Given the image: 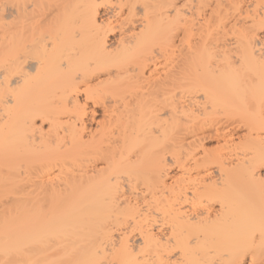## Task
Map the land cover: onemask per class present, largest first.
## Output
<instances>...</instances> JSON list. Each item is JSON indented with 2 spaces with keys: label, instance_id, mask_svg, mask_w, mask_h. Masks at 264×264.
Instances as JSON below:
<instances>
[{
  "label": "bare ground",
  "instance_id": "bare-ground-1",
  "mask_svg": "<svg viewBox=\"0 0 264 264\" xmlns=\"http://www.w3.org/2000/svg\"><path fill=\"white\" fill-rule=\"evenodd\" d=\"M0 264H264V0H0Z\"/></svg>",
  "mask_w": 264,
  "mask_h": 264
},
{
  "label": "rangeland",
  "instance_id": "rangeland-1",
  "mask_svg": "<svg viewBox=\"0 0 264 264\" xmlns=\"http://www.w3.org/2000/svg\"><path fill=\"white\" fill-rule=\"evenodd\" d=\"M100 13L102 14V15L100 14L101 19H102V18L105 19L107 14H106L104 11H102V9H101ZM113 38H114V37H110L111 41H112ZM239 133H242V131H239ZM207 146H208L209 148L214 147V143H210V144H208ZM262 172H263V171H262Z\"/></svg>",
  "mask_w": 264,
  "mask_h": 264
}]
</instances>
